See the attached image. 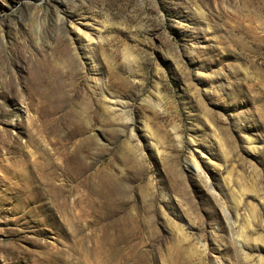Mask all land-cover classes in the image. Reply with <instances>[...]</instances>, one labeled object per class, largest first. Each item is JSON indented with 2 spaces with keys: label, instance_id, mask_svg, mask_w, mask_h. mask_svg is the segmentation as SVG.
<instances>
[{
  "label": "rangeland",
  "instance_id": "obj_1",
  "mask_svg": "<svg viewBox=\"0 0 264 264\" xmlns=\"http://www.w3.org/2000/svg\"><path fill=\"white\" fill-rule=\"evenodd\" d=\"M96 248L264 264V0H0V264Z\"/></svg>",
  "mask_w": 264,
  "mask_h": 264
},
{
  "label": "bare ground",
  "instance_id": "obj_2",
  "mask_svg": "<svg viewBox=\"0 0 264 264\" xmlns=\"http://www.w3.org/2000/svg\"><path fill=\"white\" fill-rule=\"evenodd\" d=\"M29 143H30V141H28V144ZM67 160H68V158H67ZM191 161H192L191 163H192L193 167L196 170H198L199 169L198 165L193 160H191ZM64 162H66V160H64ZM64 162L62 163L63 165L59 167L60 169L58 168L60 171L59 173H57V171H58V169H56L57 167H55V165L51 164V163L46 162L44 164H41L40 166L34 165L31 168L29 175L23 178L24 181L22 182V187L25 189V191H23V192L28 191V195L29 194H30V196L32 195L33 200L36 199V197L38 199L39 195L37 193H35V188H34L35 186L33 185V183H34L33 180L36 179L37 181L35 180V182L39 181V183H41L42 186L45 187L46 193L48 196H50V198L52 200V204L54 205L57 212L60 214V216L62 215V216L66 217L68 214V210L66 207L67 203L65 205L66 201L63 198L64 185L63 184L62 185H55V183H54L57 180V178L60 176L66 178V177H69L71 175L70 170H68V168L66 169V165H65L66 163H64ZM17 164H19V163H17ZM18 187H20V185ZM60 199H61V201L59 202ZM81 201H82V199H79V200L71 202L69 205L72 207V204H73L74 207L75 206L80 207L81 203L83 201L85 202V200H83L82 202ZM56 243L58 244L59 242H56ZM94 251H96V255H97L96 260H100L101 262L106 263V264H107V262L108 263L110 262L109 260H112L111 256L109 258H106L105 260L101 259L100 258V252L98 251V249L96 248ZM113 256H114V254H113ZM96 260H94V261H96ZM97 263H99V262L97 261ZM78 264H85V259H82V263L80 261H78Z\"/></svg>",
  "mask_w": 264,
  "mask_h": 264
}]
</instances>
